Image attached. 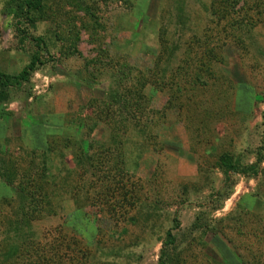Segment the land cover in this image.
Listing matches in <instances>:
<instances>
[{"label": "rangeland", "instance_id": "374dc122", "mask_svg": "<svg viewBox=\"0 0 264 264\" xmlns=\"http://www.w3.org/2000/svg\"><path fill=\"white\" fill-rule=\"evenodd\" d=\"M24 3L0 0V73L37 65L0 107V264H264V0Z\"/></svg>", "mask_w": 264, "mask_h": 264}, {"label": "trees", "instance_id": "16d2710c", "mask_svg": "<svg viewBox=\"0 0 264 264\" xmlns=\"http://www.w3.org/2000/svg\"><path fill=\"white\" fill-rule=\"evenodd\" d=\"M26 13L40 12L42 9L43 0H24ZM37 65L34 62H30L22 71L16 76H6L0 73V107L6 104L9 100V89H19L24 84L29 82L31 75L36 71ZM227 161V160H225ZM224 161V162H225ZM231 168V164H228ZM8 183H11L10 181ZM23 183V182H22ZM17 196L19 204H22L27 198H29L28 188L25 185L19 184L16 189L12 190Z\"/></svg>", "mask_w": 264, "mask_h": 264}, {"label": "crops", "instance_id": "0c3cea01", "mask_svg": "<svg viewBox=\"0 0 264 264\" xmlns=\"http://www.w3.org/2000/svg\"><path fill=\"white\" fill-rule=\"evenodd\" d=\"M1 112V111H0Z\"/></svg>", "mask_w": 264, "mask_h": 264}]
</instances>
